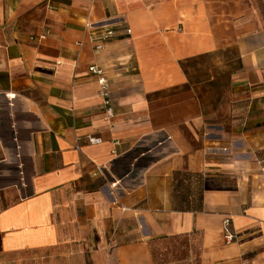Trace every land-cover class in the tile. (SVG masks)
I'll return each instance as SVG.
<instances>
[{"label": "crops", "instance_id": "crops-1", "mask_svg": "<svg viewBox=\"0 0 264 264\" xmlns=\"http://www.w3.org/2000/svg\"><path fill=\"white\" fill-rule=\"evenodd\" d=\"M177 262L264 264V0H0V264Z\"/></svg>", "mask_w": 264, "mask_h": 264}, {"label": "trees", "instance_id": "trees-1", "mask_svg": "<svg viewBox=\"0 0 264 264\" xmlns=\"http://www.w3.org/2000/svg\"><path fill=\"white\" fill-rule=\"evenodd\" d=\"M173 185L174 208L184 211L202 209L204 199L201 175L190 171L176 170Z\"/></svg>", "mask_w": 264, "mask_h": 264}, {"label": "built area", "instance_id": "built-area-1", "mask_svg": "<svg viewBox=\"0 0 264 264\" xmlns=\"http://www.w3.org/2000/svg\"><path fill=\"white\" fill-rule=\"evenodd\" d=\"M115 23L113 22H105L102 24H91V28L94 30H97L98 32L100 31V37H103L104 39H109L110 37L114 36L115 33ZM89 70L96 75L97 77V83L99 85V94L101 96V99H103V105H104V110L105 114H107L108 118L113 117L114 113V108L112 105V99L110 97V90H109V85H108V80H107V72L106 70L97 64H93L89 67ZM89 141L94 143V142H99L100 138H89Z\"/></svg>", "mask_w": 264, "mask_h": 264}, {"label": "rangeland", "instance_id": "rangeland-1", "mask_svg": "<svg viewBox=\"0 0 264 264\" xmlns=\"http://www.w3.org/2000/svg\"><path fill=\"white\" fill-rule=\"evenodd\" d=\"M188 242L189 241H187L186 239L165 240L164 242H162L166 250V251H163V253L165 254L164 257L166 258L170 256L171 258L172 257L184 258L188 254V251L190 250ZM170 264H179V263L177 262V263H170ZM189 264H192V262Z\"/></svg>", "mask_w": 264, "mask_h": 264}]
</instances>
